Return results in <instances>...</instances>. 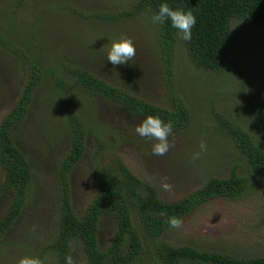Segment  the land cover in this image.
Returning <instances> with one entry per match:
<instances>
[{
	"label": "rangeland",
	"instance_id": "374dc122",
	"mask_svg": "<svg viewBox=\"0 0 264 264\" xmlns=\"http://www.w3.org/2000/svg\"><path fill=\"white\" fill-rule=\"evenodd\" d=\"M135 1L0 0V28L15 46L34 56L44 71L42 82L35 87L29 116L13 127L15 138L29 160L32 181L27 208L21 213L17 228L0 235V264H17L21 257H34L56 231V168L69 149L65 114L67 109L77 108L82 110L80 112L97 110L96 119L87 118L89 123L104 121L111 129L118 127L125 133V139L127 135L136 141L131 145L111 135L113 130L107 132L105 137L113 144L98 156L97 165L104 166L120 159L140 177L153 180L160 195L167 200L183 198L211 174L227 176L236 168L239 174L248 175L253 184L242 196L236 199L216 197L205 202L182 219V227L171 228L165 239L177 245L188 244L241 257L264 255V176L256 179L250 175L231 139L217 129V116H245L248 105L255 98L264 99V24L236 23L235 38L226 55L227 65L219 75L195 70L182 50L177 54L175 90L184 97L191 121L184 130H173L169 137L171 147L165 155L154 157V162L149 161L154 141L144 137L138 139L134 131L141 119L96 97L76 83L71 73L66 76V82L73 88L63 90L53 86L51 72L59 74L67 66L89 68L107 81L115 80L119 84L123 81L147 101L173 108L160 65L159 31L151 22V15H122L117 21L112 19L130 9ZM122 36L132 39L137 51L135 60L137 56L140 58L137 60L140 77L136 80L132 73L107 60L112 42ZM8 53L7 50L0 52V121L25 81L20 60ZM7 78L11 82L4 84ZM256 134L264 141V134ZM201 142L206 144V151H201ZM96 147L92 139L85 159L71 171L70 187L78 214L96 192L89 171L91 153ZM198 152L199 158L194 159L193 154ZM153 163H157L159 169ZM165 178L172 186L169 191L162 187ZM2 179L0 172V182ZM8 194H0V217L9 203ZM112 226L110 218L102 220L105 233H109ZM25 234L35 240L29 243L33 249L30 254L22 248L27 243ZM76 243L72 248L73 264H82L80 245ZM143 259L139 264H149ZM147 259L155 264L154 258Z\"/></svg>",
	"mask_w": 264,
	"mask_h": 264
},
{
	"label": "trees",
	"instance_id": "16d2710c",
	"mask_svg": "<svg viewBox=\"0 0 264 264\" xmlns=\"http://www.w3.org/2000/svg\"><path fill=\"white\" fill-rule=\"evenodd\" d=\"M161 3H167L173 9L191 11L197 19L190 41L181 40L170 22L157 25L160 65L173 108L147 101L137 96L134 88L123 81L120 84L115 80L107 81L89 68L67 66L59 74L51 72L53 86L63 90L73 88V85L66 82V76L71 73L76 83L85 86L111 106H118L127 115L141 120L149 115L157 116L166 123L171 122L175 131L188 127L191 113L184 103V97L175 90L177 54L182 50L195 70L216 75L224 73L228 57L226 55L235 38V29L238 28L236 23L264 24V0H136L130 9L114 15L112 19L117 21L122 15L135 14L152 16ZM106 17L110 18L108 15ZM141 48L140 45L139 50ZM6 50L10 56L13 54L20 60L25 81L0 121V172L3 174L0 194L10 193L9 203L0 217V235L9 234L17 228L21 213L28 204L32 171L24 150L15 138L13 127L29 116V105L33 106L35 87L42 82L44 76V71L34 56L15 46L10 36L0 28V52ZM135 59L136 56L128 64L115 67L132 73L133 80H136L140 77L141 69L137 64L140 58L137 56V60ZM8 82H11L10 78L3 83ZM80 111L82 110L78 108L67 109L65 114L69 149L56 168V231L34 257L41 259L43 264H65V257H72V248L77 241L82 264H139L143 258L153 264L147 257L151 260L154 258L155 264H264V255L241 257L188 244L177 245L165 239L171 229L167 223L168 217L175 216L182 220L213 198L236 199L242 196L253 184L248 175L239 174L236 168L227 176L211 174L183 198L167 200L160 195L153 180L140 177L122 160L104 166L97 165L98 156L113 144L111 139L105 137L107 132L113 130L111 135H117V139L125 140L131 145L134 139L127 135L125 139V133L120 132L118 127L111 129L104 121L89 123L87 118L96 119L99 114L97 110ZM244 114L246 115H229L228 118L217 116V129L223 130L231 139L246 162L250 175L257 179L264 176V141L256 137V133L264 134V99L255 98ZM92 139L97 147L91 153L89 171L94 179L96 192L83 212L78 214L70 187L71 171L85 159ZM149 154V161L154 162V157L157 156L152 151ZM153 165L159 169L157 163ZM106 218H110L113 223L109 233H105L101 227L102 220ZM43 232L41 229L40 233ZM24 237L27 238V243L22 248L30 254L33 249L29 243L35 240L27 234Z\"/></svg>",
	"mask_w": 264,
	"mask_h": 264
},
{
	"label": "clouds",
	"instance_id": "9594fccd",
	"mask_svg": "<svg viewBox=\"0 0 264 264\" xmlns=\"http://www.w3.org/2000/svg\"><path fill=\"white\" fill-rule=\"evenodd\" d=\"M151 22L156 25H163L170 22L171 27L177 30L179 37L183 41H190L192 39V29L197 23L196 16L191 11H184L180 9H173L167 3H161L158 11L151 16ZM136 56V47L131 38L122 36L120 39L112 42L111 47L107 53V60L113 65L128 64ZM134 131L140 137H144L152 144V154L156 156L165 155L171 144L169 137L173 134V125L171 122H164L157 116H147L142 119L134 128ZM206 144L201 142V151H206ZM200 153H194L193 158H199ZM164 190H171V185L162 182ZM167 223L170 228L182 227V220L178 217H168ZM17 264H43L42 260L37 257L25 256L21 257ZM65 264H73L70 255L65 257Z\"/></svg>",
	"mask_w": 264,
	"mask_h": 264
}]
</instances>
